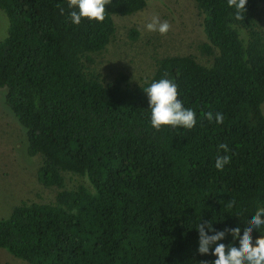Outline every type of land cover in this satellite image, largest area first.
Returning <instances> with one entry per match:
<instances>
[{
    "label": "trees",
    "instance_id": "trees-1",
    "mask_svg": "<svg viewBox=\"0 0 264 264\" xmlns=\"http://www.w3.org/2000/svg\"><path fill=\"white\" fill-rule=\"evenodd\" d=\"M148 1L109 0L103 22L77 26L66 0H0L9 20L0 89L27 155L41 159L39 182L57 190L53 202L25 201L0 219V248L28 264H201L199 219L234 225L228 215L243 222L264 201V0H248L241 20L227 0H192L204 16L201 59L167 56L140 84L123 73L108 81L99 58L114 18ZM164 75L197 113L193 129L149 125L141 87Z\"/></svg>",
    "mask_w": 264,
    "mask_h": 264
},
{
    "label": "rangeland",
    "instance_id": "rangeland-1",
    "mask_svg": "<svg viewBox=\"0 0 264 264\" xmlns=\"http://www.w3.org/2000/svg\"><path fill=\"white\" fill-rule=\"evenodd\" d=\"M158 15L171 28L166 35L145 30V23ZM116 37L100 55L99 66L108 81L120 73L132 84H140L155 69L156 60L176 55H193L201 59L200 46L207 42L203 21L192 0H149L147 7L132 16L115 17ZM9 20L0 10V42L8 35ZM136 31V35H132ZM264 113V104L262 106ZM25 129L5 103L0 89V219L11 216L13 209L25 201L53 202L57 190L39 182V156L27 155ZM4 264H28L0 248Z\"/></svg>",
    "mask_w": 264,
    "mask_h": 264
},
{
    "label": "clouds",
    "instance_id": "clouds-1",
    "mask_svg": "<svg viewBox=\"0 0 264 264\" xmlns=\"http://www.w3.org/2000/svg\"><path fill=\"white\" fill-rule=\"evenodd\" d=\"M109 0H66L68 9L67 21L72 25H80L82 21L103 22L106 15V5ZM248 0H227V7L232 10L236 20L243 18L246 12ZM61 15L65 9H60ZM148 32L166 35L171 25L167 20H161L158 15H153L144 25ZM141 86V85H140ZM142 88L147 97V109L149 110V125L159 131L162 127L191 130L197 124V113L190 107H186L179 97L178 85L167 75L159 79L146 82ZM208 121L222 124L224 117L220 112L212 111L203 113ZM224 155L215 157L214 167L223 171L230 162L227 154L228 148L220 144ZM236 206L234 199L229 200L224 207L233 209ZM240 211L236 215H228L237 218L234 225L224 224L216 227L213 216L204 220L202 217L196 223L197 240L195 252L202 257L201 264H264V201H257L254 207L248 211L243 222L238 220Z\"/></svg>",
    "mask_w": 264,
    "mask_h": 264
}]
</instances>
